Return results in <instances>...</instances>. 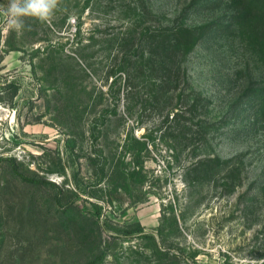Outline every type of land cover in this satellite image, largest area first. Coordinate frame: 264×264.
Returning a JSON list of instances; mask_svg holds the SVG:
<instances>
[{
    "label": "rangeland",
    "instance_id": "obj_1",
    "mask_svg": "<svg viewBox=\"0 0 264 264\" xmlns=\"http://www.w3.org/2000/svg\"><path fill=\"white\" fill-rule=\"evenodd\" d=\"M7 5L0 264H264V114L246 97L264 87V39L238 5L58 0L19 30ZM178 25L198 38L169 92L147 36ZM209 158L222 163L192 168Z\"/></svg>",
    "mask_w": 264,
    "mask_h": 264
},
{
    "label": "trees",
    "instance_id": "obj_2",
    "mask_svg": "<svg viewBox=\"0 0 264 264\" xmlns=\"http://www.w3.org/2000/svg\"><path fill=\"white\" fill-rule=\"evenodd\" d=\"M234 4L238 5L240 11L238 14L239 19L242 24H244L250 29H252L256 34L264 39V0H232ZM199 27H188L185 25H178L173 27H165L159 29V33H156L155 30L151 33L150 36H147V39L150 43L148 45V57L146 62L150 65V69L155 71L158 68V65H155V62H159V58H161L160 69L162 70L164 82H166V90L171 92L172 89H184L187 84V68L184 62V55L186 52L194 45V42L198 38ZM160 38V41H165L166 44H155ZM158 41V42H160ZM175 43V44H171ZM264 51V44H263ZM143 56V54H140ZM143 66V65H142ZM162 67V68H161ZM142 71V70H140ZM183 85L184 87H181ZM181 87V88H180ZM247 98H258L261 99L260 107L258 111L264 114V87L259 89H254L251 92L247 93ZM172 109V107L170 108ZM167 121H176L179 120V113L174 112L173 110H169L166 114ZM216 162L222 163V161L218 158H209L198 161L192 166L194 169L200 168V166L208 165L209 163L216 164ZM141 171V167L139 165L134 167L131 170H118L124 176L130 177V175L134 176L135 174H139ZM27 179L33 182H45L36 180L33 178L27 177ZM46 183V182H45ZM174 202L172 200H168V206L172 209L174 213ZM167 205V204H165ZM166 207L163 208L162 216L163 222L169 219L166 211ZM176 215V214H175ZM81 216H83L81 214ZM84 217V216H83ZM160 234H162V227L158 228ZM123 233H129L128 231ZM159 250L162 251L160 248ZM169 251V250H168ZM168 251L161 253L162 255H168ZM103 257V254H99L97 258L89 260L86 263L81 264H95L99 258Z\"/></svg>",
    "mask_w": 264,
    "mask_h": 264
},
{
    "label": "clouds",
    "instance_id": "obj_3",
    "mask_svg": "<svg viewBox=\"0 0 264 264\" xmlns=\"http://www.w3.org/2000/svg\"><path fill=\"white\" fill-rule=\"evenodd\" d=\"M58 6V0H8L4 16L16 29L24 27L25 18L48 21Z\"/></svg>",
    "mask_w": 264,
    "mask_h": 264
}]
</instances>
